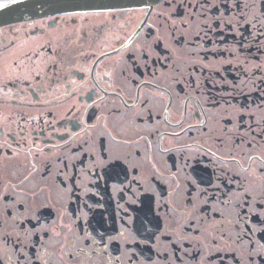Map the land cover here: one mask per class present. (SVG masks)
Returning <instances> with one entry per match:
<instances>
[{"label": "flooded vegetation", "instance_id": "1", "mask_svg": "<svg viewBox=\"0 0 264 264\" xmlns=\"http://www.w3.org/2000/svg\"><path fill=\"white\" fill-rule=\"evenodd\" d=\"M261 245L264 0L0 26V264H264Z\"/></svg>", "mask_w": 264, "mask_h": 264}, {"label": "water", "instance_id": "2", "mask_svg": "<svg viewBox=\"0 0 264 264\" xmlns=\"http://www.w3.org/2000/svg\"><path fill=\"white\" fill-rule=\"evenodd\" d=\"M151 0H0V26L36 17L68 12L111 10L145 4Z\"/></svg>", "mask_w": 264, "mask_h": 264}, {"label": "snow or ice", "instance_id": "3", "mask_svg": "<svg viewBox=\"0 0 264 264\" xmlns=\"http://www.w3.org/2000/svg\"><path fill=\"white\" fill-rule=\"evenodd\" d=\"M6 5L4 3H0V8H5ZM174 31V29H173ZM102 157L106 160L107 159V153L102 152ZM110 166L106 168L105 175L108 176L109 179H116L119 180L121 176H124L125 179H127V169L125 167H122L121 163L119 162V158H117V162H109ZM67 166V164H65ZM134 171H137V169L134 168ZM175 174L173 173V176ZM153 179H158V177L153 176ZM135 181L129 182V188L131 187V184ZM189 182L191 185L195 186L197 184V181L195 179H190ZM200 183H210V181H206L203 177H200ZM123 190V189H121ZM193 190H195V187H193ZM69 191H73V189H69ZM59 194V193H58ZM201 194H207L206 189L201 190ZM190 195V193H189ZM224 203H228L227 201H224ZM199 231V230H197ZM248 231H251L249 229ZM47 230H45V235L47 236ZM8 234H5V239L7 238ZM223 235V234H222ZM261 248H264V245H261Z\"/></svg>", "mask_w": 264, "mask_h": 264}]
</instances>
